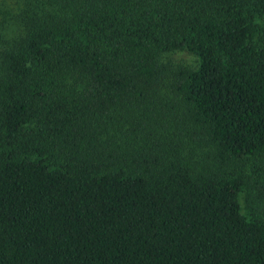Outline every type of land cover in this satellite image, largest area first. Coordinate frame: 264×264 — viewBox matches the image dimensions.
I'll return each instance as SVG.
<instances>
[{
  "label": "trees",
  "instance_id": "1",
  "mask_svg": "<svg viewBox=\"0 0 264 264\" xmlns=\"http://www.w3.org/2000/svg\"><path fill=\"white\" fill-rule=\"evenodd\" d=\"M21 12L0 33V264H264V0ZM185 50L197 68L162 60Z\"/></svg>",
  "mask_w": 264,
  "mask_h": 264
},
{
  "label": "rangeland",
  "instance_id": "2",
  "mask_svg": "<svg viewBox=\"0 0 264 264\" xmlns=\"http://www.w3.org/2000/svg\"><path fill=\"white\" fill-rule=\"evenodd\" d=\"M27 1L33 2L35 0H0V29L2 25L7 26V30L4 29L5 31H1L0 33L6 38H13L19 34L21 11L24 9ZM1 45L2 41L0 40V46ZM162 60L164 63H171L176 66L178 65L191 69H195L199 65L198 58L187 50L165 54ZM163 93H166L171 98L175 96L169 82H165L163 85ZM240 203L243 214L251 218V209L246 202L245 193L240 195Z\"/></svg>",
  "mask_w": 264,
  "mask_h": 264
}]
</instances>
